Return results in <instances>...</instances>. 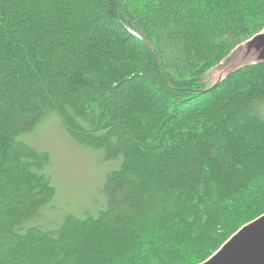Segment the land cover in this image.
Masks as SVG:
<instances>
[{
    "label": "trees",
    "instance_id": "trees-1",
    "mask_svg": "<svg viewBox=\"0 0 264 264\" xmlns=\"http://www.w3.org/2000/svg\"><path fill=\"white\" fill-rule=\"evenodd\" d=\"M150 1L147 19L128 0H0V264H199L264 213V64L195 91L264 28V0ZM53 115L118 166L96 215L47 230L51 156L26 137Z\"/></svg>",
    "mask_w": 264,
    "mask_h": 264
},
{
    "label": "rangeland",
    "instance_id": "rangeland-1",
    "mask_svg": "<svg viewBox=\"0 0 264 264\" xmlns=\"http://www.w3.org/2000/svg\"><path fill=\"white\" fill-rule=\"evenodd\" d=\"M128 1L130 5H136L135 7L138 8L142 18L146 16L147 19H150L149 15H152L156 9L150 0ZM240 55V52L233 53L229 60L220 64L219 67H215L212 72L209 70L199 77L203 88L195 90L197 94L211 91L206 89L227 72L239 60ZM249 61L247 59L242 64L249 63ZM261 103L264 104L263 101ZM259 113L264 119V105L259 108ZM26 138L36 144L34 147L43 149L50 154L51 162L45 171L56 192L52 201L42 207L39 212L40 217L36 222L50 230L60 226L66 215L77 217H82L86 213L96 215L105 203V199L100 193L105 177L109 171L111 172L115 166H118V162H103L102 159L100 160L99 152L77 145L65 133L61 122L54 115L43 122L34 134ZM178 257L173 261L169 260L168 264H176L180 261L190 262L187 255Z\"/></svg>",
    "mask_w": 264,
    "mask_h": 264
},
{
    "label": "water",
    "instance_id": "water-1",
    "mask_svg": "<svg viewBox=\"0 0 264 264\" xmlns=\"http://www.w3.org/2000/svg\"><path fill=\"white\" fill-rule=\"evenodd\" d=\"M236 52L241 54L239 60L206 90L215 89L228 76L243 68L264 64V28L236 46L215 67H219L220 64L229 60L231 55ZM247 59L250 60L249 63L242 64ZM199 264H264V213L242 226L217 251Z\"/></svg>",
    "mask_w": 264,
    "mask_h": 264
}]
</instances>
